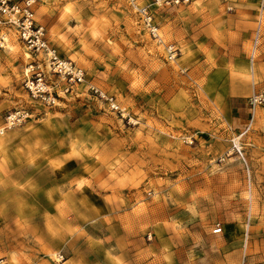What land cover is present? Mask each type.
Here are the masks:
<instances>
[{
    "label": "rangeland",
    "instance_id": "obj_1",
    "mask_svg": "<svg viewBox=\"0 0 264 264\" xmlns=\"http://www.w3.org/2000/svg\"><path fill=\"white\" fill-rule=\"evenodd\" d=\"M152 10L176 58L127 0H39L71 88L0 48V264H264V0Z\"/></svg>",
    "mask_w": 264,
    "mask_h": 264
},
{
    "label": "built area",
    "instance_id": "obj_2",
    "mask_svg": "<svg viewBox=\"0 0 264 264\" xmlns=\"http://www.w3.org/2000/svg\"><path fill=\"white\" fill-rule=\"evenodd\" d=\"M127 1L139 14L150 36L159 45L165 46L172 58H176L178 51L175 46L166 45L162 39L152 9L156 6L187 5L192 0H150L148 4H142L140 0ZM38 4L39 0H0V48H4L8 35H13L31 56L42 58L55 74L62 75L69 83L68 87L84 84L86 82L84 71L63 60L51 44L45 27L36 16ZM36 74L35 78L29 80V89L35 95L47 94L49 88L44 74L42 72ZM256 103L258 98L251 100V105L256 106ZM237 150L241 154V149L237 148ZM221 233L222 229L217 228L215 234Z\"/></svg>",
    "mask_w": 264,
    "mask_h": 264
},
{
    "label": "crops",
    "instance_id": "obj_3",
    "mask_svg": "<svg viewBox=\"0 0 264 264\" xmlns=\"http://www.w3.org/2000/svg\"><path fill=\"white\" fill-rule=\"evenodd\" d=\"M259 42H260V34L257 38L256 44L258 45ZM252 78L253 79L256 78V73H254L252 75ZM244 99L245 98L240 95L239 91H237L235 89L231 90L228 105H229V108L231 109V111L234 113V116H240L245 112L246 102L244 101ZM256 114H257V112H255L253 122L256 119Z\"/></svg>",
    "mask_w": 264,
    "mask_h": 264
}]
</instances>
